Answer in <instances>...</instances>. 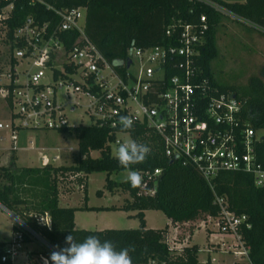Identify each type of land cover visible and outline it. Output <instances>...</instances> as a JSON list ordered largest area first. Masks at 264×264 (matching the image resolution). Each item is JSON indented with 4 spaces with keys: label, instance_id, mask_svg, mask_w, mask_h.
Listing matches in <instances>:
<instances>
[{
    "label": "built area",
    "instance_id": "2783aa9c",
    "mask_svg": "<svg viewBox=\"0 0 264 264\" xmlns=\"http://www.w3.org/2000/svg\"><path fill=\"white\" fill-rule=\"evenodd\" d=\"M0 1L5 3L0 7V99L7 112L0 127L11 140L26 128L60 131L95 124L107 129L110 149L151 135L166 158L191 166L209 184L220 171H241L251 175L255 186L264 187V164L257 158L264 137L242 116L239 97L229 90L218 91L200 76L197 58L207 28L203 13L196 22L167 25L166 44L131 46L123 57L108 59L84 31V6L56 8L44 0H29L44 3L56 19L38 20L27 14L8 36L4 19L15 0ZM75 109L88 122H69L66 112ZM124 115L134 121L132 128L120 125ZM41 160L48 162L43 155ZM159 171L155 167L140 173L144 177L140 193H153ZM147 179L151 185L144 188ZM213 202L217 212L205 215L203 225L212 223L213 233L231 238L232 243L220 251L247 257L248 246L238 230L249 227L246 215L229 209L223 195L213 192ZM12 217L17 230L4 240L0 264H30L23 233L57 250ZM40 219L48 224L47 216ZM44 261L38 258L39 264Z\"/></svg>",
    "mask_w": 264,
    "mask_h": 264
},
{
    "label": "trees",
    "instance_id": "16d2710c",
    "mask_svg": "<svg viewBox=\"0 0 264 264\" xmlns=\"http://www.w3.org/2000/svg\"><path fill=\"white\" fill-rule=\"evenodd\" d=\"M53 7L84 6V31L87 37L108 59L123 57L131 46L166 44L169 39L164 29L171 23L196 22L199 15H205L207 28L200 45L197 65L200 76L207 77L218 91H231L241 99V114L253 128H264V83L255 81L244 86L218 83L213 77L210 61L216 55L215 30L222 13L210 3L232 13L240 20L248 21L264 33V0H44ZM5 3L0 1V7ZM44 3L29 0H15L9 15L4 19L7 34L22 22L27 14L38 20L56 19L53 11ZM69 132L76 138V155L69 165H53L45 162L39 166H15L11 160L0 165V205L20 219L35 233L43 237L57 250L65 247V237L72 234L78 242L88 235H96L101 241H111L119 250L130 247L132 264H216L208 258L197 259V245H183L179 249L168 247L164 240L166 226L153 228L144 224V209L160 210L170 222L186 221L202 215H214L217 205L213 202V192L226 197L228 208L246 215L249 227L238 228L241 238L248 246L247 259L251 264H264V187L255 186L250 174L241 171H220L210 181L201 177L191 166L181 165L176 160L166 158L156 137L140 135V144L150 151L143 163L132 165L139 173L151 172L159 167L154 176L152 194L140 193L125 178L115 180L111 173L128 171L121 167L111 154L106 143L107 129L103 126L78 124L60 130ZM91 150H98L91 156ZM257 158L264 164V145L258 147ZM103 171L106 190L115 187L128 192L130 199L115 206L78 207L59 205L58 178L69 172L76 177L85 198L87 173ZM60 175V176H58ZM144 177H142L143 180ZM61 179V178H60ZM151 185L147 179L144 188ZM100 189L95 190L99 195ZM85 209L135 210L138 219L136 227L85 229L74 227L73 211ZM48 218V224L43 219ZM17 230L12 224L11 231ZM23 241H29L28 234H22ZM4 241L0 240V253ZM46 259L49 254L41 256ZM48 264H51L50 259ZM228 264H238L230 262Z\"/></svg>",
    "mask_w": 264,
    "mask_h": 264
},
{
    "label": "rangeland",
    "instance_id": "374dc122",
    "mask_svg": "<svg viewBox=\"0 0 264 264\" xmlns=\"http://www.w3.org/2000/svg\"><path fill=\"white\" fill-rule=\"evenodd\" d=\"M216 55L210 61V67L213 72V78L218 83H230L238 86H244L248 83L260 81L264 83V33L252 26L248 21H242L235 15L223 13L215 30ZM22 78V77H21ZM20 78V79H21ZM6 116V117H5ZM66 116L69 122L76 123L81 121L88 122L85 115L81 114L80 109L67 111ZM7 118V112L0 102V119L4 121ZM19 134L18 149L21 155L19 164L38 165L41 158L40 153H45L49 159L54 154H58V164L69 165L73 163V158L76 155V138L69 132H62L53 129H21ZM257 134L264 137V128L257 129ZM31 140V142H29ZM31 143V144H30ZM111 154L116 155V148L110 149ZM91 156H97L98 150H91ZM40 165V164H39ZM128 171H118L111 173L110 177L115 180H120L126 177ZM105 172H91L88 175L86 189L90 197L91 203H98L102 200L98 198L94 191L98 188H103ZM60 176V175H58ZM61 178V179H60ZM58 178V186L70 191L80 192L82 187L77 184L76 177L65 172L63 177ZM78 191V192H79ZM79 192V193H80ZM120 204L125 199H130L127 191L120 187L113 188V192L109 193ZM119 204V205H120ZM132 213V214H131ZM77 226H83L87 229H95L98 226H111L115 228L136 227L138 219L133 215V210H117L104 211L97 216H93L90 212L79 211L76 213ZM205 220V215L199 213L196 217L179 221L177 224V232L174 234L167 232L164 235V240L170 248L179 249L183 245H178L176 242H181L184 237H188L193 230L196 233L193 237V242L199 245V251L196 256L199 261L206 259L205 248H210V256L219 257L220 252L224 254L227 246V240H217V242H208L206 232L213 225L212 223L202 221ZM166 222L165 215L158 209H148L146 212V226L162 227ZM15 221L13 217L2 212L0 213V240L8 239L11 233V226ZM212 229V228H211ZM205 230V231H204ZM43 238V237H42ZM177 239L179 241H177ZM205 245L207 247H205ZM27 255L31 259L30 264H39L38 258L49 254L53 251L46 243L42 242L37 237L31 236L26 243ZM29 250V251H28ZM218 251V252H216ZM221 254V255H222ZM34 257V261L33 258ZM246 257V256H239ZM241 258V259H242ZM228 259V258H227ZM210 262L212 260L209 259ZM240 264H251L247 257L240 261Z\"/></svg>",
    "mask_w": 264,
    "mask_h": 264
},
{
    "label": "clouds",
    "instance_id": "9594fccd",
    "mask_svg": "<svg viewBox=\"0 0 264 264\" xmlns=\"http://www.w3.org/2000/svg\"><path fill=\"white\" fill-rule=\"evenodd\" d=\"M119 123L123 129L132 128L134 121L129 116H120ZM150 149L145 144L135 141L121 143L116 149L115 158L119 165L128 169L125 182L133 188L142 183V176L138 171L132 170L131 166L143 163ZM65 247H58L45 259L44 264H132L129 252L134 250L130 247L117 249L111 241L101 239L96 235H88L78 242L72 234L65 237Z\"/></svg>",
    "mask_w": 264,
    "mask_h": 264
},
{
    "label": "crops",
    "instance_id": "0c3cea01",
    "mask_svg": "<svg viewBox=\"0 0 264 264\" xmlns=\"http://www.w3.org/2000/svg\"><path fill=\"white\" fill-rule=\"evenodd\" d=\"M0 102L2 103V106L4 107V109L6 110L4 102L1 99H0ZM0 121H1V119H0ZM20 133H21V131L18 130L17 133H16V137L13 140H11L9 135H8V131L6 129L0 127V165H7V164H9V162L11 160L13 161L15 166H39V164L41 165L43 163V160H40L38 165H27V164H22V163L19 164V157H20L21 154L18 153L20 149H18V147H17L18 146L17 139L19 140L18 136H19ZM42 155L44 156L45 159L48 160L49 163H51L53 165H58V162H59L58 160H59V156L60 155L54 154L51 157V159H49L45 153H40V158H41ZM56 155H58V157H55ZM90 173L86 174V177H85L86 183H87L88 175ZM98 189L101 190L100 194L99 195L95 194V191H94V194L98 198H100L102 201L98 202V203H91L89 194L87 193V189L85 191V198H84L83 197V192H80L79 190L70 191L68 188L64 189L63 187L61 188L60 186H58V203H59V205L73 206V207H78V206H81V205L93 206V207H103V206H115V207H117V206H119L120 203L115 200L113 195L111 196L109 194V193L113 192V189L110 190V191L106 190L105 188H98ZM109 210H112V211L122 210V211H124L123 209H116V208L115 209L76 208L73 211V225H74V227L85 228L83 226H77L76 213L79 212V211L90 212L91 214H93V216H97L100 213H102L104 211H109ZM147 210L148 209L142 210L145 226L147 225L146 224V212H147ZM2 212L6 213V214H8L9 216L12 217V214L10 212H8L6 209H4L3 207H1V205H0V213H2ZM134 212H135V210H133V214H134ZM178 223L179 222H170V220L166 217V222L164 224V226H166V231H165L164 235H166L167 232L172 233V234L177 232V224ZM105 227H111V226H98V228H95V229H101V228H105ZM147 227H149V226H147ZM153 228H158V227H153ZM85 229H87V228H85ZM208 229H210V230L206 232V237H207L206 239H207V241L209 243L210 242H217V240L219 241V239L220 240H227V245L232 243V240H231V238L229 236H226V235H221L220 236V235H218L216 233H213L211 228H208ZM195 233H196V229L193 230V232L188 237H184L181 242L177 239V241H179V242H176V243L178 245H190V244L194 243V244H196L199 247V245L197 243L193 242V237H194ZM28 242L29 241H27L26 243H28ZM26 243H25L24 249L26 248ZM198 247H197V251H199ZM205 247H207V246L205 245ZM211 251H213V250L211 249ZM211 251H206L205 250V253H206V256H207L206 258L210 259L212 257L213 258L212 262H214L216 264H228V263L234 262V261H236V262H238V264H240V261H242V260H244L246 258V257L242 258V257H239V256H234L230 252H224V254H222V252H220L219 257L216 258V257L210 256V252ZM216 252H218V251H216ZM22 256L23 255H21V257ZM32 258H33L32 261H34L35 259H34L33 256H32Z\"/></svg>",
    "mask_w": 264,
    "mask_h": 264
}]
</instances>
